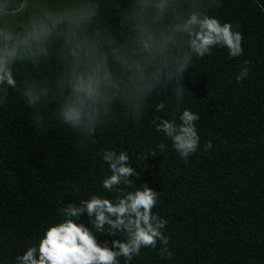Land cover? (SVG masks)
I'll return each instance as SVG.
<instances>
[{
    "label": "trees",
    "instance_id": "16d2710c",
    "mask_svg": "<svg viewBox=\"0 0 264 264\" xmlns=\"http://www.w3.org/2000/svg\"><path fill=\"white\" fill-rule=\"evenodd\" d=\"M160 2L0 0V49L5 33L13 35L8 46L18 48L11 64L17 88L0 92V264L13 261L59 219L61 201L113 197L101 186L110 174L104 150L128 152L139 173L130 177L133 188L146 183L157 191L153 213L167 220L163 234L170 237L171 259H161L158 243L142 249L132 264H264V0H219L209 10L221 22L239 25L234 30L243 34L244 54L229 58L215 47L185 72L184 107L201 116L199 149L187 164L151 121L174 115V85L165 78L182 58L186 38L172 26L206 11L211 0H163L162 12ZM40 25L50 34L45 50L33 56L20 38ZM165 33L173 42H164ZM98 61L109 73L106 99L97 105L94 142L78 147V134L57 119L69 91L61 84ZM241 66L249 72L237 83ZM28 89L40 96L35 107L27 105ZM160 101L165 109L156 113ZM137 111L142 115L134 122ZM31 117L47 127L35 129ZM209 141L213 147L205 152ZM159 143L164 150L148 155ZM77 222L109 246L121 238L96 232L86 214Z\"/></svg>",
    "mask_w": 264,
    "mask_h": 264
},
{
    "label": "clouds",
    "instance_id": "9594fccd",
    "mask_svg": "<svg viewBox=\"0 0 264 264\" xmlns=\"http://www.w3.org/2000/svg\"><path fill=\"white\" fill-rule=\"evenodd\" d=\"M219 0H211L204 12H191L180 23L172 26L173 33H181L186 38L182 58L167 74L166 81L173 84L172 96L175 101L174 115L171 119L154 115L152 125L157 133L171 142L172 149L185 164L188 158L199 149L200 137L196 122L201 120L199 113L184 107V97L189 91L182 83L185 72L191 67L194 59H203L211 54L213 48L227 50L229 58L244 54L243 34L234 30L239 25L231 22H221L218 17L209 14V10L219 7ZM158 11L165 8L163 0L156 5ZM50 34L46 25H40L27 33L23 40L33 56L43 52L44 40ZM5 47L0 49V88L16 89L17 82L13 77L11 64L18 57L15 43L11 47L8 41H13L11 33L4 34ZM174 37L164 34V42H173ZM31 41V44H29ZM144 47H152V38L143 41ZM34 46V47H33ZM248 62L245 61V65ZM249 69L241 66L235 80L240 83L248 75ZM109 81V73L102 62L87 67L84 70L71 72L61 87L67 88L68 94L57 109V119L63 125L69 126L78 134L77 146L82 147L94 142L97 129V105L106 99L105 87ZM151 85L146 88L149 90ZM27 105L35 107L40 96L31 89L24 92ZM165 109L163 101L157 104L155 112ZM137 111L133 121L141 118ZM35 129L41 130L45 125L39 117H31ZM209 141L204 145V151L212 149ZM164 143L157 144L148 155L156 156V150L163 151ZM147 155V156H148ZM102 160L107 164L109 175L101 181V186L112 198L91 195L87 199L63 203L57 208L59 219L49 223L42 232L14 260L8 264H132L134 257L141 255L145 248L157 249L161 259H171L173 253L169 250L170 237L163 234L167 220L153 213L159 195L158 192L142 184L133 188V179L139 178L136 168L132 167L127 151L104 150ZM146 157H144L145 160ZM147 168V165L146 167ZM87 215L96 232L121 238L100 242L91 228L83 222H77Z\"/></svg>",
    "mask_w": 264,
    "mask_h": 264
},
{
    "label": "rangeland",
    "instance_id": "374dc122",
    "mask_svg": "<svg viewBox=\"0 0 264 264\" xmlns=\"http://www.w3.org/2000/svg\"><path fill=\"white\" fill-rule=\"evenodd\" d=\"M4 91V88H0V92H3Z\"/></svg>",
    "mask_w": 264,
    "mask_h": 264
}]
</instances>
